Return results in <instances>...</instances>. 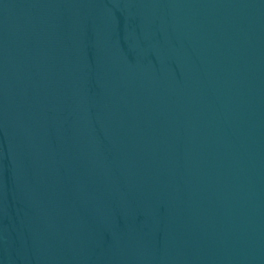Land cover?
<instances>
[{
    "label": "water",
    "instance_id": "1",
    "mask_svg": "<svg viewBox=\"0 0 264 264\" xmlns=\"http://www.w3.org/2000/svg\"><path fill=\"white\" fill-rule=\"evenodd\" d=\"M0 264H264V0H0Z\"/></svg>",
    "mask_w": 264,
    "mask_h": 264
}]
</instances>
